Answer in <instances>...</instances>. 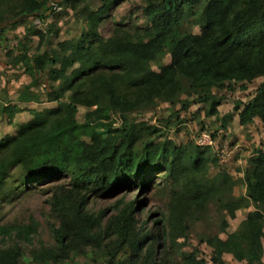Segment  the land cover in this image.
Instances as JSON below:
<instances>
[{"label":"trees","instance_id":"16d2710c","mask_svg":"<svg viewBox=\"0 0 264 264\" xmlns=\"http://www.w3.org/2000/svg\"><path fill=\"white\" fill-rule=\"evenodd\" d=\"M94 1L97 8H85V33L54 46L47 41L32 54L19 53L16 61L25 66L31 81L18 92V102L0 106V116H11L22 109L19 102L37 101L39 95L31 88L41 72L49 84L46 99L56 102L0 140V192L14 168L21 184L68 177V188L57 183L50 188L48 202L57 223L48 227L54 244L29 256L47 264L90 244L105 253L102 264H159L154 244L162 235L185 237L192 226L209 225L211 218L217 232L208 226L200 239L211 249V264H227L226 253L242 264H264V144L249 157L240 177L244 192L235 196L234 177L218 167L219 152L211 145L160 140L158 127L129 118L163 102L173 110L203 103L205 115L214 116L223 96L213 89H233L236 83L264 78V0H145L142 11L149 28L133 35L117 29L107 38L97 32V18L89 17H101L119 0ZM84 2L17 0L13 6L16 15H34L43 24L54 4L74 8ZM2 15L0 8V19ZM165 55L168 63L162 62ZM79 109L84 110L80 120ZM233 110L242 125L254 117L264 121V79L247 100L236 101ZM112 115L121 117L119 124L114 125ZM154 171H163L171 186L161 233L147 228L146 222L139 224L133 199H118L105 225L107 209L95 215L86 209L85 192H109L134 173ZM249 206L253 208L227 232L229 219ZM36 228L32 220L0 224V264H23V244H30ZM182 264L199 262L190 252L183 254Z\"/></svg>","mask_w":264,"mask_h":264},{"label":"rangeland","instance_id":"374dc122","mask_svg":"<svg viewBox=\"0 0 264 264\" xmlns=\"http://www.w3.org/2000/svg\"><path fill=\"white\" fill-rule=\"evenodd\" d=\"M14 1L17 2V0H0L3 14L0 19V106L3 103L18 102V92L31 81V76L25 71V66L16 61L19 53L26 50L27 53L32 54L46 47L47 41H50V46H54L61 40L75 39L85 33V8L95 9L98 6L94 0H85L83 4L80 3L74 8L59 3L57 8L52 7L46 13V23L42 24L37 16L21 18L16 15ZM144 5L145 0H119L101 17L92 14L89 18L91 20L97 18L95 19L97 21L96 30L104 38L111 36L117 29L129 32L131 35L140 34L149 28V22L142 11ZM49 25L52 26V30H48ZM193 30L198 32L197 28ZM40 33L45 35L43 40L40 39ZM169 60V55L162 58L163 63H168ZM152 67L157 69L156 65ZM263 79V77H257L248 83H236L233 89L219 91L213 89L215 93L223 96L217 107L218 114L214 116L205 115L206 105L203 103H193L186 110H176L179 107L177 106L173 110L163 102L149 111L134 113L129 118L136 117L137 121L158 127L160 133L163 134L160 140L167 137L176 144L192 142L203 146L207 144H201L200 139L204 136L210 137L212 149L219 152L217 165L234 177L235 183L231 192L238 196L244 192L240 177H243L248 159L256 149L264 144V121L254 117L251 122L240 124L233 105L238 100H247ZM46 89H49V84L41 72L37 84L31 88L39 95V99L19 102L22 107L20 111L11 116H0V140L13 136L21 125L29 124L44 109L56 105L55 101L46 99L44 93ZM83 111V109L78 110L79 120ZM228 113L229 116H226ZM176 115L179 117V122H177ZM120 120L119 115L111 117L114 125L119 124ZM167 121L168 126L165 125ZM215 171L214 166H211L210 174ZM142 182L146 185L142 186ZM56 183L63 184L67 188L70 186L68 177L63 176L21 184V175L18 169L14 168L7 178L5 188L0 192V224L27 223L31 220L37 223L36 232L31 234L30 244H23V264H44L32 260L29 253L32 250H41L54 244L48 226L51 222L55 224L57 222L51 215L48 199L52 193L50 188ZM170 188L169 179L165 177L163 171H154L146 175L134 173L129 181L117 185L109 192H85L86 209L94 215L100 210L107 209L102 216V225H105L106 220L113 214V206L118 199H133L137 206L136 218L139 224L146 222L147 228L154 227V232L161 233L165 225L163 215L166 213L165 206L170 196ZM251 208L253 206L237 210L235 217L229 219L226 231H233ZM211 216H214L213 212ZM209 222V225L207 222L195 224L185 237L175 240L172 239L171 234L168 237L162 235L154 244L160 255L157 259L159 264H182L183 254L190 252L195 254L199 264H211V249L200 240L207 232L208 226L211 233L217 232L211 218ZM263 231L264 229L261 230L262 235ZM220 236L225 237L226 233H221ZM10 241L14 242L15 239ZM1 244L3 242L0 237ZM119 255L126 256V253L120 252ZM104 258L105 253L102 249L89 244L71 250L65 259L57 262L49 261L47 264H102ZM223 258L227 264H242L243 262L229 253L224 254ZM262 260L264 262V252Z\"/></svg>","mask_w":264,"mask_h":264},{"label":"built area","instance_id":"2783aa9c","mask_svg":"<svg viewBox=\"0 0 264 264\" xmlns=\"http://www.w3.org/2000/svg\"><path fill=\"white\" fill-rule=\"evenodd\" d=\"M53 8L55 9V8H57V5L56 4H54L53 5ZM211 139H210V137H206V136H204V137H202V139H200V143L201 144H207V145H210L211 144ZM205 142H207V143H205Z\"/></svg>","mask_w":264,"mask_h":264}]
</instances>
